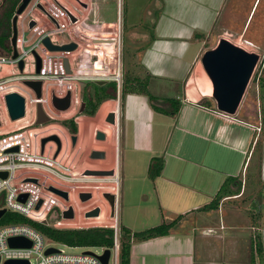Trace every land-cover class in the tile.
I'll use <instances>...</instances> for the list:
<instances>
[{
    "label": "rangeland",
    "instance_id": "obj_1",
    "mask_svg": "<svg viewBox=\"0 0 264 264\" xmlns=\"http://www.w3.org/2000/svg\"><path fill=\"white\" fill-rule=\"evenodd\" d=\"M73 13L78 16L79 23L75 26H65L64 33H57L52 40L57 44L67 43L71 41L77 45V49L68 54L72 60L74 71L84 69V81H80L81 90L86 83H92L93 79H99L108 76V65L110 60L117 61V70L120 74V83L122 85L125 75L138 76L145 78L149 71L150 91L160 100L171 96L172 92L179 84H172L167 81H154L155 77L152 72V52L154 45L151 40L156 36L157 41L161 45H165L168 60L160 59L162 53L155 58V63L161 65L163 70L169 72L173 79L180 80L183 72H186V77H191L195 83H204V87L208 88V93L205 96L211 97L212 85L210 80L205 75L200 63L202 55L216 47L220 39H226L234 45H237L248 52H253L259 56V61L254 70L252 78L248 84L236 117L226 116L228 118H242L243 127L242 137L249 141L246 153L244 155L232 154L234 162L232 164L236 177L242 181L244 179L246 191L244 196L246 205L245 209L248 212L249 221L251 220V212L261 213L262 201L264 199V95L258 85V80L264 83V0H61ZM3 0L1 1L2 4ZM0 4V22L3 9ZM26 22V19H24ZM156 26V27H155ZM73 27V28H71ZM154 27L156 29H154ZM11 30V23H10ZM11 33V31H10ZM22 34V28L19 25V36ZM29 32L23 36H29ZM190 35V36H189ZM191 35L194 37L191 39ZM189 36V37H188ZM81 37H84L81 38ZM190 38V39H187ZM187 39V40H186ZM107 41L102 43H94L93 41ZM192 41V42H191ZM190 46L188 51L190 60L185 61L186 66L179 62V57L183 49ZM158 45V48L160 47ZM156 51V50H155ZM10 49L6 48L0 52V55L9 54ZM145 53V54H144ZM189 59V56L188 58ZM147 66H144L143 65ZM32 68L31 66H29ZM186 68V69H185ZM185 69V70H184ZM184 72V73H185ZM78 73V72H76ZM77 86V84H74ZM21 91L27 96L26 106L29 109L26 120L30 119V112L33 108V103L29 101L30 93ZM112 101H105L99 106V111L94 120L89 121L86 141L84 142V150L88 152L91 149L104 150L105 159H90L86 158L81 161L83 167L90 169L97 168H112L115 167L114 160V141L117 135V126L113 127L108 123H104L103 117L109 111H115L117 122L119 113L117 111V102H121V165L124 163L123 152L126 148V139L133 137V148H144L143 141L140 137L143 135L160 136L163 128L159 125L144 122V124L129 123L133 126L132 135L126 133V100L120 97ZM81 99V93L76 92L73 95V101ZM142 99V98H141ZM143 100L149 103L148 98ZM211 104L216 109V104L211 100ZM119 105V104H118ZM149 105V104H148ZM150 106V105H149ZM78 109L77 103H72L68 109L69 112L58 114L62 117L65 115H74ZM153 110V109H152ZM0 120L4 128L13 127L9 125L8 118L4 114V110L0 104ZM117 124V123H116ZM256 126V127H255ZM45 129L48 132H56L60 136L65 132V126L57 121H50L46 124ZM257 128L259 130H257ZM44 128H42L43 130ZM96 130H101L107 137L104 141L94 138ZM252 131H255L252 132ZM62 134V135H61ZM117 137V136H116ZM253 142L251 152L247 158L245 167L243 164L246 160V154L249 146ZM65 143L63 142V147ZM72 153V150L69 151ZM231 152L225 151L227 158ZM80 154V153H79ZM233 161V160H232ZM232 168V167H231ZM232 168V170H233ZM242 173V176H241ZM123 179V177H122ZM236 179V178H235ZM246 179V180H245ZM49 181V180H48ZM238 181V180H237ZM240 181V182H241ZM122 182V180H121ZM122 184V183H121ZM242 185V182H241ZM84 189H89L94 192L95 201L100 198L103 191L114 192L116 185L108 180L89 181L84 185ZM86 186H88L86 188ZM136 190L140 186L135 187ZM131 192H134L132 189ZM122 199L125 196V191L122 185ZM126 199L128 194H126ZM116 197L117 194H116ZM236 202H226L227 204L239 207L241 199ZM118 199V198H117ZM71 203L77 204L75 195L71 196ZM102 204V217L96 219H83L79 214L76 215L74 223H83L87 225H109L111 221L107 216L108 205L105 201H96L88 204L91 207L95 204ZM117 203V202H116ZM83 203H78L81 207ZM81 211V210H80ZM263 211V210H262ZM264 212V211H263ZM264 214V213H263ZM216 217L217 213H216ZM84 220V221H83ZM169 222V221H168ZM167 222V223H168ZM264 222V218H263ZM180 223V222H179ZM178 223V224H179ZM75 224H71L73 227ZM176 226V225H175ZM174 226V227H175ZM186 221H183L181 227H186ZM120 228V226L118 225ZM57 250H62L67 255H80L85 251H90L94 254H100L101 250L94 248H69L59 243H45ZM253 253H255L253 251ZM252 253V254H253ZM255 254H253V257ZM32 264H37L33 258Z\"/></svg>",
    "mask_w": 264,
    "mask_h": 264
},
{
    "label": "crops",
    "instance_id": "obj_2",
    "mask_svg": "<svg viewBox=\"0 0 264 264\" xmlns=\"http://www.w3.org/2000/svg\"><path fill=\"white\" fill-rule=\"evenodd\" d=\"M191 36L192 39L194 35ZM151 42L152 45L155 44L152 64H150L153 72L151 75L155 77L154 81L179 84L172 95H167L166 98L178 100L180 108L174 116L160 115L152 110L150 103H145L143 98L146 96L124 95L126 100L124 118L128 136L133 131V126L129 123L138 125L146 121L159 125L163 128V133L160 136H151L148 133L140 137V141H143L142 145H146L144 148H133L131 144L133 137H128L123 152L124 163L121 165L122 112L121 102L118 101L119 127L113 146V157L118 167L117 183H115L118 196L115 218L119 226L127 228L132 233L170 222L178 216H182V219L166 236L132 242L129 262L130 264H259L256 248L259 242L264 251V199L259 210L261 213L251 212L249 221L250 211L245 209L246 202L242 198L246 184L244 179L241 181L236 177L237 172H234L232 166L234 158L231 155L235 153L244 155L249 145L246 137L241 138L243 127L240 124L243 123V119L228 118L215 109L211 104L213 99L204 95V83H195L191 77H186L185 71L180 80L173 79L170 70L165 71L160 68L159 61L155 63L158 55L168 54L165 45H160L156 36ZM188 45L185 44L179 57V62L185 63V66V61L191 58L188 51L194 44ZM168 58L169 55L167 58L163 55L160 59L168 60ZM147 74L149 75V71ZM189 90L192 93H189ZM204 100L205 103H201ZM207 102H210L208 106ZM252 146L253 142L247 150L243 168ZM225 151L231 152L227 158ZM152 158L163 160L161 173L154 180H150L147 176L148 165ZM228 177L238 180L236 182L237 185L240 184L238 194L223 199L217 210L201 211L202 207L214 199ZM122 185L125 191L123 199ZM137 185L140 186L139 190L135 189ZM132 189L134 192H131ZM236 189L238 186L232 188V190ZM126 194L129 199H126ZM239 198H242L239 207L226 203L236 202L235 200ZM183 221H186L187 226L178 230ZM252 253L255 254L254 257Z\"/></svg>",
    "mask_w": 264,
    "mask_h": 264
},
{
    "label": "built area",
    "instance_id": "obj_3",
    "mask_svg": "<svg viewBox=\"0 0 264 264\" xmlns=\"http://www.w3.org/2000/svg\"><path fill=\"white\" fill-rule=\"evenodd\" d=\"M67 13L76 19V23H71ZM31 21L34 22V27L29 29L28 24ZM78 23V16L61 0H30L24 11L17 16L14 47L11 46L10 38L9 54L0 55V104L8 118L9 125L14 124L13 127L4 128L0 120V174H6L5 178L0 176V211H4L0 217V264H6L8 261H24L32 264V258L37 261V264H102L100 257L105 250L110 252L108 264H120V229L116 218L109 217V209L107 211V216L111 221L109 225L84 227L83 223H74L76 216L72 220L62 218L63 213L73 204L69 203L71 196L75 195L77 200V193L84 191V176L81 174L84 167L76 157L78 147L74 148L68 129L63 127L65 132L60 136L56 132H48L45 125H34L38 105L50 121L60 122L64 118L77 116L75 113L58 117V114L66 112L58 111L53 105V100L63 99L70 94L71 106L72 103H77L79 106L80 99L74 102L73 95L75 92L81 93L80 81H84V69L77 68L78 73H76L72 60L68 56L70 52H51L45 47L43 40L48 38L50 43L56 46L71 44L72 40L57 44L52 38L59 32L64 33L65 26H75ZM19 25L22 28L20 36ZM27 31L30 35L23 36ZM14 53L16 54L15 59H13ZM37 60L40 65L39 72H36ZM20 61L23 63L22 70H19L18 66ZM31 64L32 68L29 67ZM26 81L40 82L39 98L25 84ZM92 81L115 83L116 96L119 100L121 83L116 60L113 64L109 63L107 77ZM20 87L31 94L29 101L33 103V108L29 120H26L29 112L26 106L27 96ZM9 93H16L25 101V116L15 122L10 121L5 107L4 97ZM117 106H119L118 102ZM116 112L119 113V107ZM51 135L57 136L60 143L57 154L55 142L42 145V140ZM70 150L72 153H69ZM112 180L117 183L116 178ZM89 181L90 178H88ZM49 188L66 192L68 199L64 200L51 192ZM7 214L15 220L21 219L24 222H2ZM101 217L102 212L96 220ZM71 224L75 225L72 227ZM36 225L55 230L112 229L113 246L108 249L92 247L101 250L100 254L85 251L80 255H67L62 250L46 245V242H56L47 238ZM14 238L24 239L30 242V246L11 247L9 240ZM67 247L70 248V246ZM48 250L54 252L47 253Z\"/></svg>",
    "mask_w": 264,
    "mask_h": 264
},
{
    "label": "water",
    "instance_id": "obj_4",
    "mask_svg": "<svg viewBox=\"0 0 264 264\" xmlns=\"http://www.w3.org/2000/svg\"><path fill=\"white\" fill-rule=\"evenodd\" d=\"M30 0H22L20 6L17 8L15 15L11 20V28H12V36H11V46L14 47L15 39H16V19L17 16L20 15L26 6L28 5ZM1 4V0H0ZM71 23H76V19L67 13ZM34 27V22H30L28 24V28L32 29ZM84 39V37H81ZM94 43H102L107 41H93ZM43 44L45 47L51 52H72L76 49V44L71 43L68 45L56 46L52 45L48 38L43 40ZM16 58V54L14 53L13 59ZM259 61V56L253 52H248L245 49L232 44L226 39H220L215 48L206 51L201 59L200 63L205 72L206 76L210 80L212 85V95L211 98L214 100L216 104V109L226 115V116H235L248 84L252 78L254 70ZM110 63L113 64L114 60H110ZM19 70H22L23 63L20 61ZM39 61L37 60L36 72H39ZM107 82L98 81L97 85H104ZM25 84L29 86L35 93L36 96L40 97V82L38 81H26ZM5 107L8 114V117L11 122H15L24 118L25 116V101L24 98L16 93H9L4 97ZM71 98L70 94L63 99H54L53 105L54 107L60 111L65 112L70 108ZM83 112V104L80 107L79 113ZM115 113H109L107 122L114 125ZM50 122V118L47 117L40 105L37 107V115L36 121L34 123L35 126H43ZM96 139L100 141H104L105 135L102 132H96ZM76 140L75 137H72V142L74 143ZM47 142H55L57 144V152L60 149V143L55 135H51L42 140V145ZM56 152V154H57ZM92 159H104L105 155L103 152L93 151L90 155ZM85 176L89 177H108L113 176V171H86L84 173ZM3 178L6 177V174H0ZM51 192L62 197L64 200L68 199V195L66 192L56 190L54 188H49ZM104 199L108 202L110 207V215L111 219L115 218V208H116V195H111L108 193H104L102 195ZM91 197L90 193H81L79 198L82 202L89 200ZM4 214V211H0V217ZM100 216V212L98 208L88 212L85 214L86 219H96ZM62 218L65 220H72L74 218L73 211L71 207L65 211L62 215ZM46 224V222H43ZM9 245L11 247H29L30 242L21 239L14 238L9 240ZM53 250H48L47 253H52ZM110 252L109 250H105L104 254L100 257L102 264H108ZM6 264H28L24 261H8Z\"/></svg>",
    "mask_w": 264,
    "mask_h": 264
},
{
    "label": "trees",
    "instance_id": "obj_5",
    "mask_svg": "<svg viewBox=\"0 0 264 264\" xmlns=\"http://www.w3.org/2000/svg\"><path fill=\"white\" fill-rule=\"evenodd\" d=\"M22 0H3L1 8L3 9L1 22H0V52L9 48L8 37L10 36V23L17 8L20 6ZM145 78L138 76L125 75L120 95L123 97L126 94L144 95L148 98L151 108L154 112L160 115L174 116L179 108L180 102L173 98L159 99L149 91V81L147 80L150 75L145 74ZM258 85L261 88L262 95H264V83L258 80ZM81 100L86 104V112L89 115L95 113L97 108L105 101L116 100V84L108 82L104 85H97L94 82L86 83L82 88ZM201 103H205V100ZM210 102H207V106ZM63 126L69 129V126L64 123ZM70 131L74 133L75 128L71 127ZM163 160L161 158H152L149 162L147 169V176L150 180L157 178L162 170ZM237 179L228 177L220 186L214 199L204 207L201 211L217 210L220 202L228 197L235 196L240 191V184L237 185ZM238 186V189L232 188ZM182 216H178L168 223L144 230L142 232H131L127 228L120 226V264H130V250L131 244L134 241H146L157 237L166 236L170 230L178 224ZM23 220H15L10 215H6L2 222H12ZM41 232L50 240L67 245L70 247H86V248H111L113 246V230L108 228H89L81 230H55L42 225H36ZM256 255L259 264H264V251L261 243L257 242Z\"/></svg>",
    "mask_w": 264,
    "mask_h": 264
},
{
    "label": "flooded vegetation",
    "instance_id": "obj_6",
    "mask_svg": "<svg viewBox=\"0 0 264 264\" xmlns=\"http://www.w3.org/2000/svg\"><path fill=\"white\" fill-rule=\"evenodd\" d=\"M15 15V14H14ZM12 20V19H11ZM11 36H12V28H11V33H10V36L8 37V44H9V39L11 38ZM94 83H96V82H94ZM81 92H82V90H81ZM70 98H71V96H70ZM83 104V112L82 113H79V110H80V107H81V105ZM70 107H71V104H70ZM99 108V107H98ZM97 108V110L95 111V113L94 114H92V115H89V114H87V112H86V104L80 99V101H79V106H78V109H77V111H76V113H77V116L76 117H70V118H64L63 120H60V123H62V125L64 124V123H66L68 126H69V129H68V131H69V133H70V135L72 136V137H75L76 138V140H75V142L73 143V146H74V148L76 149L77 147V155H76V157H77V159L79 160V161H83V157H84V162H85V159L86 158H90V159H92L91 157H90V155H91V153L93 152V151H97V152H103L104 150H98V149H91V150H88V152H86L85 153V151H84V153L82 152V150H84V142L86 141V136H87V130H88V126H90V124L91 123H89V121H91V120H94L95 118H96V116H97V114H98V111H99V109ZM114 113V111H109L108 113H106V115L103 117V121H104V123H108L107 122V119H108V116H109V113ZM119 116V115H118ZM79 117H81V118H79ZM77 119H79V120H77ZM114 121H115V124L114 125H112V124H110V123H108V124H110V125H112L113 127H116L117 126V130H118V127H119V118H118V122H117V124H116V114H115V117H114ZM71 127H74L75 128V131H74V133L73 132H71L70 131V128ZM96 132H98V130H96L95 131V134H94V138L96 139ZM99 132H102L101 130H99ZM118 132V131H117ZM102 133H106V132H102ZM107 137L105 136V139H106ZM82 149V150H81ZM58 153V152H57ZM80 153V154H79ZM104 153V152H103ZM104 155H105V157H106V154L104 153ZM105 157H104V159H105ZM117 166H116V163H115V167H112V168H97V169H90V168H87V167H84V171L81 173L82 174V176H84V185H86V183L88 182V178H90V181H99V180H108V181H111V182H113L114 184H115V182L112 180V179H115V178H117V176H118V173H117ZM86 171H107V172H109V171H113V176H108V177H89V176H85L84 175V173L86 172ZM88 186H86V188H87ZM84 188H85V186H84ZM117 189H114V192H111V191H103L102 193H101V195H100V198H98L96 201H105L106 203H107V205H108V209H109V212H108V215H110V207H109V204H108V202L104 199V197L102 196L104 193H108V194H111V195H116L117 194ZM81 193H90V195H91V197H90V199L89 200H87V201H85V202H82L81 200H80V198H79V195L81 194ZM77 204L78 203H83V205L81 206V207H78L77 206V204H72V205H70V207H71V209H72V211H73V216L75 217L76 216V214H79V215H81L84 219H86L85 218V214L86 213H88V212H90V211H92V210H94L95 208H98L99 209V212H100V214H101V212H102V204H100V203H98V204H95V205H93V206H91V207H88V204H90V203H92V202H96L95 201V196H94V192L92 191V190H89V189H84V191H79L78 193H77ZM116 202H117V200H116ZM69 203H70V201H69ZM116 207H117V203H116ZM116 209V208H115ZM81 210V211H80ZM115 214H116V210H115Z\"/></svg>",
    "mask_w": 264,
    "mask_h": 264
},
{
    "label": "bare ground",
    "instance_id": "obj_7",
    "mask_svg": "<svg viewBox=\"0 0 264 264\" xmlns=\"http://www.w3.org/2000/svg\"><path fill=\"white\" fill-rule=\"evenodd\" d=\"M208 91H209L208 88L205 86V87H204V95L207 94ZM189 93H192V92L189 90Z\"/></svg>",
    "mask_w": 264,
    "mask_h": 264
}]
</instances>
